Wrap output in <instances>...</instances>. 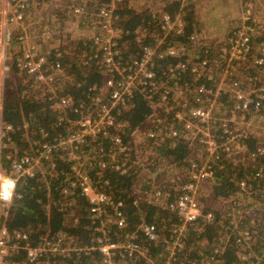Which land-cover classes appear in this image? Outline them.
I'll list each match as a JSON object with an SVG mask.
<instances>
[{
  "label": "trees",
  "instance_id": "obj_1",
  "mask_svg": "<svg viewBox=\"0 0 264 264\" xmlns=\"http://www.w3.org/2000/svg\"><path fill=\"white\" fill-rule=\"evenodd\" d=\"M55 1L33 0L28 22L34 26L38 18V23L40 13L49 5L56 6ZM110 1L71 0L59 11L55 8L59 16L54 25L61 24L57 33L53 32L58 46H54L56 38H51L50 42L37 41L42 43V49L34 47L48 58L49 67L60 65L63 69L50 83H37L33 76L16 66L15 58L21 51L15 46L20 44L24 31L21 28L14 31L13 72H20L24 77L17 79L14 89L4 92L3 123L11 130L5 131L3 138L1 167L8 174L21 160L25 161L26 168L37 163L31 175L17 179L15 196L1 214L0 224L11 236L27 234L33 246L49 238L52 242L62 239L74 249L67 254L45 255L32 264H99L101 254L93 248L98 246L103 233L97 230L98 219L91 213L92 204L80 184L79 171L88 177L91 186L124 204L126 227L112 228L110 240L120 242L142 224L156 229V239L145 238L141 232L137 234L136 241L148 252L145 258L121 253L118 263H165V255L168 257L169 248L179 235L174 231L183 224L171 206L186 193L184 188L192 165L209 161L205 146L199 143V135L193 136L186 128L176 125L173 104L203 106L200 103L203 100L214 104L217 124L212 133L225 147L219 149L218 157L213 160L214 179L201 188V216L180 232L176 261L179 264H264L256 259L264 251V177L257 176L264 165V155L257 154L258 149H264V102L260 110H255L254 102L250 111L244 113L251 127L225 122L232 116L241 122L239 117L243 114L234 108L233 83L248 90L264 86V65L255 63L264 45V26L259 21H230L225 38L220 40L208 36L220 31L213 32L212 28L195 22L194 8L182 7L181 1L167 7L157 3L143 7L142 0L119 3L115 11V28L120 36L117 59L124 68L129 69L133 61L142 57L145 48H154L157 38L164 39L158 52L160 56L155 57L156 89L138 86L127 98L126 105L114 108L112 112L120 127L109 129L107 136L103 133L85 136L84 142L74 144L77 149L64 146L49 159L41 157L45 146L68 140L79 132L81 121L86 117L95 118L99 106L111 101L110 89L105 85L111 75L102 64L104 50L95 44L96 38L102 35L94 16L99 7ZM248 1L239 5L241 17L247 14L256 18L250 14ZM75 6L83 7L82 15L73 13ZM166 14L173 20L179 15L182 21L178 20L177 28L170 33L163 30L162 17ZM248 27L251 28L249 53L227 62L230 71L233 67L237 69V79L235 75L223 77L220 67L221 62L226 64L222 58L224 51L231 54L235 35ZM179 28L181 33L177 32ZM63 29L68 31L63 33ZM72 31L78 36H73ZM173 47L183 48L182 55L175 58L166 55ZM203 62L207 66L200 70V76L192 74L191 66ZM179 64L187 68L176 71ZM47 74L53 77V69ZM225 78L226 87L219 91ZM166 89L169 93L166 107L170 111L157 113L153 106L161 103V93ZM251 98L255 101L256 94H251ZM63 100L70 104L62 105ZM173 129L176 136L171 134ZM150 131L154 137L149 136ZM138 132L143 135L136 139ZM233 135L239 136L240 148L228 145ZM117 137L122 141L124 152L114 144ZM139 139L142 142L138 143ZM71 152L80 157L78 162L69 160ZM208 213L213 215L212 220L206 219ZM243 233L249 234V245L241 243ZM247 254L248 261L243 262L240 257ZM6 264L31 263L27 262L26 253L19 251L12 252Z\"/></svg>",
  "mask_w": 264,
  "mask_h": 264
},
{
  "label": "built area",
  "instance_id": "obj_2",
  "mask_svg": "<svg viewBox=\"0 0 264 264\" xmlns=\"http://www.w3.org/2000/svg\"><path fill=\"white\" fill-rule=\"evenodd\" d=\"M32 1L33 0H0V133H3L2 138H0V152L3 148L5 131L11 130V127H7L3 123V100L8 75L14 69V56L11 53L14 31L20 28L24 31V37L21 38L20 42V44H22V50L20 49L21 54L15 58V64L20 70L33 76L36 82L41 84L50 83L57 74L63 73V69L60 65L49 67V61L45 55L40 54L36 48L26 47L24 44L26 39H28V33L33 27V25L28 22V11ZM123 1L124 0H111L104 6L99 7L94 15L96 18V24L99 26V31L102 35L101 37L99 36L96 38L95 44L99 50L100 48L104 50L102 64L105 68V72L111 75L105 83L106 88L110 89L111 101L99 106L95 118L86 117L81 121L79 132L74 134L68 140L62 139L54 146H45L41 154L42 158L49 159V156L60 147L72 146L77 149V145L74 144L84 142L85 136L94 137L101 133L107 136L109 134V129L112 127L118 129V127H120L112 112L114 108L126 105L128 102L127 98L133 95L134 89L138 86H148L152 89H156V73L154 70V65L156 63L155 57L157 55L160 56V53L158 52L163 43V38L159 37L156 39L158 43L154 48H145L143 56L133 61L129 69L124 68L117 59L120 52L117 40L120 39V36L117 34L115 28V11L117 5ZM82 9L83 7L81 6H75L72 11L75 15L80 16L83 13ZM243 20H251L255 22L250 16H244ZM162 22L163 30L170 33L177 28L176 24H178V18L173 20L170 15L166 14L162 17ZM249 31H251L250 27H248V29L246 28V30H241V32L235 35L231 54H228L226 50L224 51L222 58L226 64L221 62L220 67L223 77L229 78L235 75V79H237V69L235 70L233 67L232 71H230V66L227 62L228 60L231 62L232 59L235 61L236 59H241L246 53H249ZM177 32L181 33L182 29L179 28ZM183 51V48L173 47L169 49L166 55L175 58L182 55ZM259 56L260 59H256L255 63L258 65H264V45L259 51L258 57ZM206 66V62L198 65L194 64L191 66V72L196 76H200V70L204 69V67L206 68ZM184 68H187L185 64H179L176 67V71L179 69L184 70ZM50 69H53V77L47 74ZM213 72H215V70H213ZM225 80L226 78L221 80L219 91L225 89ZM169 91L172 90L169 89ZM217 93H215L214 98L217 97ZM232 93L235 100L234 108L238 112L243 111V114L239 117L241 122L237 121L238 118H236V116H232L230 120L225 121L226 124L237 123L251 127L252 124L246 123L245 114L250 111L251 104L254 102H256L255 110H260L259 108L264 102V86L259 89L252 87L248 90V88L245 89V87L238 83H233ZM250 93L256 94L257 99L255 101H252ZM168 96L169 93L167 89L161 93V103L157 104V106H153L156 107V112L162 110L170 111V109L166 107V105L169 104V101H167ZM97 102L100 103V100L97 99ZM200 103L203 106H190L188 103H184L175 107L174 117L176 125L182 129L186 128L188 130L187 133H192L194 134L193 136L199 135V143L205 146V152L209 157V161H205L203 165H192L189 181L184 188L186 193L171 206L172 210L177 211L180 221H182L183 224L179 230L174 231L175 234L179 233V235L176 237L175 244L169 248L170 252L168 257L165 255L167 259L163 264H179L175 257L178 246L180 245V232L183 231L185 225L193 223L201 216L202 207L199 200L196 198L197 194L200 191V186L202 187L203 184L208 185V182L214 179L213 160L218 157L219 149H221L222 146L225 147V143L221 146L218 143L217 137L212 133L217 124L214 104L203 100H201ZM61 104L69 105L70 102L68 100H63ZM108 104H110V106H108ZM252 120L254 121L255 117ZM171 134L172 136H176V130L173 129ZM149 136L154 137V133L150 131ZM238 137L239 136L235 135L230 137L228 145L240 148L241 145ZM114 144L120 152L125 151L119 137L114 139ZM257 154L264 155V149H258ZM257 154L254 156V159L257 157ZM68 157L71 162H78L80 160V157L74 152L69 153ZM36 163L37 162H35L32 167L26 168L25 161L21 160L16 162L12 166V171L7 174L1 167L0 158V216L10 207L13 201L17 179L22 175H31ZM75 169L77 168L75 167ZM262 172H264V165L260 172L257 173V176L264 177L260 176ZM78 173L80 184L84 187L85 194L92 204L91 213L98 219L97 223L99 226L97 230L100 231V233H103L98 246L93 248L101 254L99 264H119L118 258L121 253L128 254L132 257L145 258L148 252L146 248L136 241L137 234L141 232L145 238L156 239L157 235L155 227L142 224L136 231H134V233L127 234L120 242L110 240L109 235L112 232V228L123 230L126 227L127 220L123 212L124 204L91 186L88 177L79 171ZM243 186L245 187L244 184ZM205 217L207 220H212L213 215L208 213ZM242 235L244 238L241 243L249 245V234L243 233ZM28 240L29 238L27 234L19 233L15 236H11L5 226L0 224V264H6V259L12 252L18 253L19 251H24L26 253L27 262L32 264L48 254H67L74 251V249L65 244L62 239L52 242L49 238H45L39 246L31 245ZM248 255L249 254L240 257L243 262L248 261ZM256 259L258 262H264V251L257 256ZM148 263L153 264L152 261H149Z\"/></svg>",
  "mask_w": 264,
  "mask_h": 264
},
{
  "label": "rangeland",
  "instance_id": "obj_3",
  "mask_svg": "<svg viewBox=\"0 0 264 264\" xmlns=\"http://www.w3.org/2000/svg\"><path fill=\"white\" fill-rule=\"evenodd\" d=\"M218 0H211V2L212 3H215V4H212V9H211V11L209 12V14H207L206 16H205V20L207 21H205V23H206V25L209 27V28H212L211 30L213 31V32H215V30L216 31H220L219 33H210L208 36L209 37H213V38H215V39H220V40H223L225 37V34L224 33H226L228 30H229V25H227V19L225 18V16H230V18H235V17H237L236 16V14H237V12H239L238 14H240V8H239V5L237 4V5H235V8L234 7H230V8H228L227 10H224V9H222V8H224V7H219L220 5L219 4H216V2H217ZM236 2H238V0H235ZM233 2H234V0H233ZM243 2H244V0H243ZM249 2V4H251V8H252V11H254L255 10V12H251L250 14L251 15H253V16H262V18H260V17H256L257 19H254V18H252L255 22H258V21H261V22H259V25H264V0H257V5H256V2L254 1V0H249L248 1ZM252 2H254V3H252ZM222 5V4H221ZM237 6V7H236ZM236 8H238V11L236 10ZM205 12L209 9V7H203L202 8ZM201 9V10H202ZM48 12V11H47ZM72 15V14H71ZM214 15H216V17H213ZM233 15V16H232ZM73 16V15H72ZM212 17V18H214V19H211V20H209L208 18L209 17ZM244 16H248L247 14L246 15H244ZM244 18V17H243ZM243 18L241 17V19L243 20ZM253 22V21H252ZM43 23V26H44V29H47V32L49 33V40L52 38V39H55L56 38V41H55V44H54V46L56 47V46H58V39H57V37H56V33H57V31L59 30V28H60V25L61 24H55L54 25V23L52 24H47V23H49V22H42ZM58 25V26H57ZM205 27V26H204ZM228 29V30H227ZM227 30V31H226ZM66 31H68V29H65V31H64V29H63V33H65ZM53 32H56L55 34L53 33ZM69 34H70V32H69ZM71 34L73 35V36H78V34H77V32H74V31H72L71 32ZM52 36V37H51ZM43 40V42H46V38H44V39H42ZM31 40H29V39H26V41L24 42V44H25V46L26 47H33L34 45H32L31 44V42H30ZM215 43V42H214ZM219 43H215V45H218ZM16 48V50H22V45H20V44H18V45H16L15 46ZM35 47H37V48H41L42 49V43H36L35 44ZM20 77H24V75L22 74V73H20V72H17V73H15V72H13V71H11L10 73H9V75H8V78H7V82H6V85H8L7 87H6V89H7V92H9V90L10 89H14L16 86H17V79H19ZM173 106L175 107V106H178V104L177 103H174L173 104ZM157 113H159V112H157ZM238 125V124H237ZM241 125V124H240ZM263 128H264V121H263ZM139 135L141 136V135H143V133H139V134H136V139L137 138H139ZM0 138H2V136H3V133H0ZM140 142H142V139H139L138 140V143H140ZM173 175V174H172ZM205 185H207V184H203L202 185V187L203 186H205ZM201 186H200V191H199V193L197 194V200H200L201 198H202V190H201V188H202Z\"/></svg>",
  "mask_w": 264,
  "mask_h": 264
},
{
  "label": "crops",
  "instance_id": "obj_4",
  "mask_svg": "<svg viewBox=\"0 0 264 264\" xmlns=\"http://www.w3.org/2000/svg\"><path fill=\"white\" fill-rule=\"evenodd\" d=\"M70 1L71 0H56L54 2L56 4V6L49 5V7H48V9L46 11H42L40 13L38 23H37V20H38V18H37L35 20V22H34L35 25L32 27L31 31L28 34V39L31 40L30 42H31L32 45H34L33 47H35V44L37 43L38 40H41V39H44V38L47 39L46 42H50V40H49L50 36H49V33L47 32V29H44V27L40 28V25L42 24V22H50L52 24L55 23V22L57 23L58 21L55 18H58V16H59L58 14L59 13H56L57 10L55 8H57L58 11H59V9H61L62 7L68 6V3ZM179 1H181V3H182L181 6L182 7L186 6V7L194 8V10L196 12V15L194 14L195 15V22L200 23L202 26H207L206 23H205V21H206L205 20L206 19L205 16L207 14H209L211 9L213 8L212 4H215V3H212L211 0H142L143 7H146V6L147 7H153V3H157L156 5L160 4V6L164 5V6L167 7L169 4H171L173 2H179ZM242 1L243 0H238V2H236L235 0H234V2H233V0H228V1L227 0H218L216 2V4L221 5L220 3H222L221 8L224 7L222 9L227 10L230 7H234L235 8V5H237V4L238 5L243 4V3H241ZM254 1L256 2V5H257V0H254ZM252 3H254V2H252ZM141 5H142V3H141ZM206 6L209 7V9L205 12L202 8L206 7ZM250 9L252 11L251 6H250ZM236 10L238 11V8H236ZM252 12H255V10L252 11ZM60 13L63 14L64 11H60ZM238 13L239 12H237V14H236L237 17H235V18H230V16L229 17L225 16L226 19L228 18L227 19V24L230 21L239 22L240 20H242L241 16H242L243 12L241 11V9H240V14H238ZM213 17H216V15H214ZM256 17L257 18L258 17L262 18V16H256ZM43 18H45L47 20H45ZM177 18H178V20L180 22H182L181 21V17L179 15H177ZM208 19L211 20V19H214V18H212L210 16ZM34 31H36V32L33 34Z\"/></svg>",
  "mask_w": 264,
  "mask_h": 264
},
{
  "label": "clouds",
  "instance_id": "obj_5",
  "mask_svg": "<svg viewBox=\"0 0 264 264\" xmlns=\"http://www.w3.org/2000/svg\"><path fill=\"white\" fill-rule=\"evenodd\" d=\"M9 195H10V193H9Z\"/></svg>",
  "mask_w": 264,
  "mask_h": 264
}]
</instances>
